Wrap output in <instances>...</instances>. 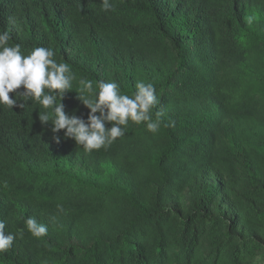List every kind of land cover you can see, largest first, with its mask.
<instances>
[{"label": "trees", "instance_id": "1", "mask_svg": "<svg viewBox=\"0 0 264 264\" xmlns=\"http://www.w3.org/2000/svg\"><path fill=\"white\" fill-rule=\"evenodd\" d=\"M110 2L0 0L9 46L50 48L78 79L129 96L152 83L150 114L163 112L157 133L129 121L85 152L65 130L55 142L38 103L0 105V220L6 234L23 229L0 264H253L264 256V0ZM77 87L64 110L87 122ZM188 189L200 198L172 212ZM28 217L47 234L33 237Z\"/></svg>", "mask_w": 264, "mask_h": 264}, {"label": "clouds", "instance_id": "2", "mask_svg": "<svg viewBox=\"0 0 264 264\" xmlns=\"http://www.w3.org/2000/svg\"><path fill=\"white\" fill-rule=\"evenodd\" d=\"M101 5L105 12L115 11L110 0H102ZM9 40L7 31L0 32V105L12 109L14 106L24 108L30 101L41 105L45 111L39 113V120L44 125L52 123L56 143L60 142L57 134L65 130V138L73 139L85 152H92L106 148L124 136L129 121L146 122L147 130L153 134L161 127L163 112H157L155 119L150 114L157 103L152 83L138 81L133 95L122 94L116 82L78 79L67 63L53 59L55 54L50 48L34 47L24 55L21 45L9 46ZM74 81L78 85L77 98L90 109L87 122L76 115H67L64 110L62 101L73 88ZM21 87L24 91L18 92ZM10 93H16V98ZM106 122L111 127H106ZM4 187H7L6 182ZM57 209L64 212L63 205L58 204ZM24 223L33 237L41 238L47 234V225L38 223L34 217H28ZM5 229L6 223L0 220V252L9 250L17 235L23 236V229L15 234H6Z\"/></svg>", "mask_w": 264, "mask_h": 264}, {"label": "rangeland", "instance_id": "3", "mask_svg": "<svg viewBox=\"0 0 264 264\" xmlns=\"http://www.w3.org/2000/svg\"><path fill=\"white\" fill-rule=\"evenodd\" d=\"M204 179L207 180L208 182L212 181V179L208 177H205ZM197 198H200V192L188 189L185 191L184 196L181 200H173L169 203V206L172 212L183 214V213H186L192 205H194L195 200ZM228 210L230 211V209H228V207L226 208L225 206L224 210L223 209L219 210L218 212H216V214L221 215L219 214L220 212H222L223 214L225 211L229 212ZM253 264H264V256L256 260Z\"/></svg>", "mask_w": 264, "mask_h": 264}]
</instances>
